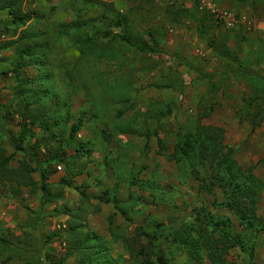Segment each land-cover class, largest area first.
I'll return each instance as SVG.
<instances>
[{
  "label": "rangeland",
  "instance_id": "obj_1",
  "mask_svg": "<svg viewBox=\"0 0 264 264\" xmlns=\"http://www.w3.org/2000/svg\"><path fill=\"white\" fill-rule=\"evenodd\" d=\"M214 2L0 12V264H264V0Z\"/></svg>",
  "mask_w": 264,
  "mask_h": 264
},
{
  "label": "trees",
  "instance_id": "obj_2",
  "mask_svg": "<svg viewBox=\"0 0 264 264\" xmlns=\"http://www.w3.org/2000/svg\"><path fill=\"white\" fill-rule=\"evenodd\" d=\"M200 5V4H199ZM2 11H6L7 15L10 17L11 19V23L15 24V25H21L23 26L27 21L28 18L25 15V12L23 11V5H22V0H0V12ZM124 39H127L126 37H124ZM126 42H128V40H126ZM129 43V42H128ZM202 77V76H201ZM206 77V76H205ZM80 130V125L79 124H73L70 127V131H69V139H73L75 137V135L78 133V131ZM0 132L5 136V138L8 141H12V135L8 132H4L2 130V127L0 126ZM20 137L21 135H23V127L21 126L20 128V133H19ZM186 147H190L191 150L192 147L190 145H186ZM1 149H0V183L6 179H11L12 178V172L15 175L14 172H16V170H11L8 168V160L6 158L3 157L2 153H1ZM78 161V157H75V160L73 161V163H76ZM27 167L26 165H21V169ZM15 177V176H14ZM46 175H42V180L44 181L46 179ZM18 178V176H17ZM16 179V177H15ZM254 180V178H253ZM229 185V184H228ZM43 190H47V186L45 183H43L42 186ZM81 196H85L83 193H81ZM45 200L47 201H51V200H55V197H50V196H44ZM249 198V197H248ZM253 204V203H252ZM231 207L234 208V211L237 213H240L239 208L235 207L234 205H230ZM241 217H245L243 212L241 211ZM249 224L248 222H246V225ZM179 235V233H177ZM185 240V246L187 247L188 251L192 252L193 250V245L191 243V241L189 239H184ZM1 244H5V242L3 240H0ZM87 245V240H85L84 238H82V240L80 238H78V240H76L75 242V249L73 248L72 251H69L66 255H72V253H74V251H76L77 256L80 257L81 255H85L87 252L86 250V246ZM89 246V245H87ZM98 250H92L91 253H96ZM155 254H152L153 256H156V263L157 264H167V262L164 260V258L162 257L161 254H157L156 252H154ZM139 254H143V251H139ZM80 255V256H79ZM68 257V256H66ZM61 258L56 260L53 264H61L65 258ZM100 259H98V257L96 256V261H99ZM105 262V261H104ZM104 262H102L101 264H104ZM113 262L110 261L109 264H112Z\"/></svg>",
  "mask_w": 264,
  "mask_h": 264
},
{
  "label": "built area",
  "instance_id": "obj_3",
  "mask_svg": "<svg viewBox=\"0 0 264 264\" xmlns=\"http://www.w3.org/2000/svg\"><path fill=\"white\" fill-rule=\"evenodd\" d=\"M200 8L211 14L214 20L224 28H232L237 25L235 16L226 9L219 8L214 0H198Z\"/></svg>",
  "mask_w": 264,
  "mask_h": 264
}]
</instances>
